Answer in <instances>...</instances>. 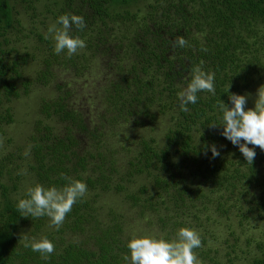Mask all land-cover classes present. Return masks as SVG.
<instances>
[{"label": "trees", "instance_id": "obj_1", "mask_svg": "<svg viewBox=\"0 0 264 264\" xmlns=\"http://www.w3.org/2000/svg\"><path fill=\"white\" fill-rule=\"evenodd\" d=\"M22 1L28 3V11L33 9L34 0ZM14 2L0 0V37L5 43L19 24L13 16ZM140 2L59 0L56 20L69 13L84 18L86 27L73 26L71 35L84 40L89 52L69 57L65 51L59 63L78 71L100 57L111 69L99 93L100 121L74 105L70 90L43 100L40 114L60 128L37 120L26 156L10 153L0 158V176L14 174L26 163L34 179L30 187H62L67 183L64 174L84 182L87 193L67 214L60 234L44 237L55 246L45 261L24 247L19 231L26 224L37 231L49 219L25 218L17 210L19 199L26 198V191L19 194L20 173L10 178V187L0 181V264H127L122 256L129 254L126 245L131 238L124 234L120 213L98 212L99 193L122 195L141 212H161L157 217L162 227L178 226L176 231L193 210L213 207L227 215L231 209L242 212L247 204L252 210L251 205L264 209V151L248 145L256 156L247 164L239 147L221 135L223 128L209 126L221 122L217 107L221 101L231 107L229 94L245 95L255 82L264 85V0H153L142 9ZM37 36L47 46V56L35 76L25 78L20 69L29 54L0 55V135L13 119L11 107L3 104L27 93L30 85L47 84L53 77L51 66L60 54L42 34ZM177 37L189 46L174 47ZM201 61L204 71L215 73V95L199 92L197 103L187 105L188 112L181 111L177 94ZM155 110L171 115L164 141L140 137L130 159L119 161L107 149V123L132 116L153 119ZM212 145L220 153L215 158ZM137 179L146 183L131 191ZM258 248L250 264H264V245ZM200 253L203 260L206 252Z\"/></svg>", "mask_w": 264, "mask_h": 264}, {"label": "rangeland", "instance_id": "obj_2", "mask_svg": "<svg viewBox=\"0 0 264 264\" xmlns=\"http://www.w3.org/2000/svg\"><path fill=\"white\" fill-rule=\"evenodd\" d=\"M152 1L141 0L139 7L142 9ZM58 2L59 0H34V7L29 11L26 9L28 3H23L22 0H16L13 4V16L19 20V24H15V29L11 30L8 43H5L0 37V55L15 58L17 54H29L26 64L20 68L25 78L35 76V73L42 68L43 57L47 56V48L45 49L47 46L39 42L37 34H42L45 39L48 36L49 26L56 22L55 14L58 13L56 10L62 5ZM46 40L54 46L50 36ZM85 52L89 55L88 50L83 48L73 56ZM64 53L58 56L57 63L52 64L53 77L49 83H34L29 86L27 93L22 92L18 98L3 104L2 107L6 105L11 107L13 119L11 123L3 126L0 135V158L10 153L26 156L29 148V136L37 120L42 119L52 123L57 130L60 128L59 124L45 119L40 114L39 104L43 100L55 99L64 91L70 90V97L78 109L85 112L95 122L100 121L102 110L100 111L98 107L101 98L99 93L102 91L101 87L107 84V77L111 69L102 58L98 57L90 60L85 67L81 66L76 71L63 62L59 63L63 59ZM260 86L259 82H255L252 88L245 93L249 97L248 109L254 108V99ZM153 114L155 115L153 119L149 117L139 119L132 116L128 121L122 118L119 121H111L110 125L107 123V149L109 152L119 161L126 162L133 154L134 147L140 137L151 136L163 142L165 132L172 124L171 115L166 110H155ZM102 149L104 148L102 147ZM9 164L12 163L9 162ZM12 166L13 164L8 167ZM17 172L22 177L19 189L21 195L27 188L34 185V179L31 177L26 163L22 164L21 168L14 170V174L4 173L0 176V181L10 187V178H16L15 173L17 174ZM145 183L146 180L137 179L132 183L130 190L138 191L139 186H144ZM95 200V206L102 215L107 212L121 214L124 234L130 238L134 235L138 237L151 235L164 239L167 237L168 240H172L180 228L194 229L199 233L202 244L201 247L193 251L199 260H201L200 250L206 252V256L201 260L203 264H225L229 259L233 260L232 264H250L251 258L259 254V245H264V209L257 210L254 205H251L253 210L249 209L250 204H247L244 205L245 208H241L242 212L231 209L227 215L214 211L213 207L197 212L193 210L184 216L185 227H179L176 231L178 226L172 229L170 224H166L164 228L162 227L157 217L161 212L158 214L153 211L141 212L127 202L122 195L109 191L99 193ZM49 225L50 222L45 223L37 231H33L27 224L23 225L19 231L20 237L24 241L25 236L29 240L32 238L39 240L52 233L60 234ZM32 231L35 233L33 234Z\"/></svg>", "mask_w": 264, "mask_h": 264}, {"label": "clouds", "instance_id": "obj_3", "mask_svg": "<svg viewBox=\"0 0 264 264\" xmlns=\"http://www.w3.org/2000/svg\"><path fill=\"white\" fill-rule=\"evenodd\" d=\"M73 26L77 30L86 27L84 18L74 14H64L58 17L55 23L48 28V36L54 42V52L61 54L66 51L70 57L86 47V43L79 36L71 35ZM188 42L183 37H177L174 47H187ZM204 51H207L204 49ZM191 79L177 98L181 111L188 112L187 105L196 104L199 92H208L215 95V73L203 70V61L194 66L190 73ZM230 85L228 87V90ZM227 90V91H228ZM248 95L229 94L231 107L222 101L217 105L220 113V124H210L212 128L222 127L221 135L229 140L244 156L247 164H252L256 152L248 145L258 146L264 151V85H261L254 99V108L245 109ZM243 141V143H241ZM213 158L220 155L215 145L211 146ZM206 154V153H205ZM67 183L62 187H45L41 184L29 187L26 190V198L19 199L17 210L22 217L33 218L47 217L50 227L57 231L63 225L68 213L78 200L87 193V185L84 182L61 174ZM25 248L40 254L47 261L54 252L55 246L47 238L39 240L24 237ZM200 235L190 228H180L175 238L166 240L155 236H133L126 247L129 254L122 256L127 264H203L194 253V249L201 247Z\"/></svg>", "mask_w": 264, "mask_h": 264}]
</instances>
